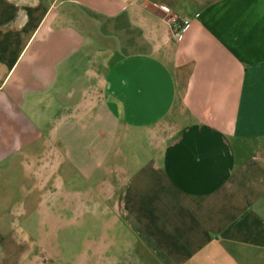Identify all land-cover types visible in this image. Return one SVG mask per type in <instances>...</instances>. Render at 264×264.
<instances>
[{"label": "crops", "instance_id": "obj_1", "mask_svg": "<svg viewBox=\"0 0 264 264\" xmlns=\"http://www.w3.org/2000/svg\"><path fill=\"white\" fill-rule=\"evenodd\" d=\"M0 165L76 264H264V0H0Z\"/></svg>", "mask_w": 264, "mask_h": 264}, {"label": "rangeland", "instance_id": "obj_2", "mask_svg": "<svg viewBox=\"0 0 264 264\" xmlns=\"http://www.w3.org/2000/svg\"><path fill=\"white\" fill-rule=\"evenodd\" d=\"M36 183L38 165H0V236L28 250L13 264H76L84 259L91 219L73 212H40V205L51 203L39 202Z\"/></svg>", "mask_w": 264, "mask_h": 264}, {"label": "built area", "instance_id": "obj_3", "mask_svg": "<svg viewBox=\"0 0 264 264\" xmlns=\"http://www.w3.org/2000/svg\"><path fill=\"white\" fill-rule=\"evenodd\" d=\"M165 11H166V9H165ZM187 23L188 22L186 20H184L181 26L180 25L176 26V29L173 32V35H174V37L176 39H180L181 38L182 34L184 33V31H185V29L187 27Z\"/></svg>", "mask_w": 264, "mask_h": 264}]
</instances>
